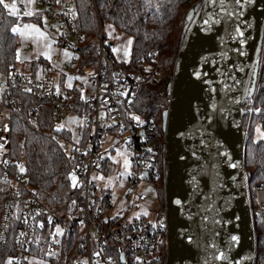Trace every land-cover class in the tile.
<instances>
[{"label":"built area","instance_id":"1","mask_svg":"<svg viewBox=\"0 0 264 264\" xmlns=\"http://www.w3.org/2000/svg\"><path fill=\"white\" fill-rule=\"evenodd\" d=\"M34 1L44 4L45 9L35 12L26 2L18 1L11 10L29 18L46 14L52 21L47 30L56 33L55 43L68 56L57 68L54 63H39L35 72L28 73L20 72L13 65L6 70L0 64V83L6 88L0 104V171H3V184L9 189L2 213L0 242L7 239L12 225L19 199L17 188H25L26 193L18 250L10 257V263L26 264L32 251L44 243L42 256H57V264H161L166 247L165 213L158 212L153 218L140 209L149 199L146 187L166 181L164 141L162 152L156 122L150 116L135 113L132 101L138 87L161 76L163 70L148 68L146 73H135L123 67L120 62L125 60L118 57L113 42L106 40L101 22L99 38L95 42L87 41L77 27L73 0ZM91 46L96 47V65L87 62L81 70V57L89 53ZM24 47L30 48L28 44ZM150 58L157 61L158 52L154 50ZM62 75L71 81L63 82ZM16 85L35 92L37 106L49 98L57 121L82 119L78 139L58 138L68 160V180L73 190L62 213L47 207L28 189L24 175L10 172L4 163L10 138L8 114L21 106L20 98L13 91ZM254 101L251 98L244 102L248 112L254 110ZM108 138L115 143L105 147L104 141ZM119 141L126 146L121 156L126 163L124 170L128 171L123 190L103 184L115 162L113 155L106 152L115 153ZM245 174L255 236L253 264H264V245L257 254L256 232L259 226L264 244V182L249 183L246 170ZM70 239L74 241L71 247L68 246Z\"/></svg>","mask_w":264,"mask_h":264},{"label":"water","instance_id":"2","mask_svg":"<svg viewBox=\"0 0 264 264\" xmlns=\"http://www.w3.org/2000/svg\"><path fill=\"white\" fill-rule=\"evenodd\" d=\"M263 58L264 0L192 7L164 116V264H253L243 104Z\"/></svg>","mask_w":264,"mask_h":264},{"label":"trees","instance_id":"3","mask_svg":"<svg viewBox=\"0 0 264 264\" xmlns=\"http://www.w3.org/2000/svg\"><path fill=\"white\" fill-rule=\"evenodd\" d=\"M201 0H73L77 11V27L86 40L95 42L100 35L99 22L110 23L132 37L131 57L122 63L135 73H146L148 68H161L163 74L143 82L132 101L135 113L150 116L156 122V133L164 141V116L169 103L170 84L174 72L178 50L189 20L192 7ZM5 2L0 3V64L8 70L10 65L17 69L19 62V35L14 27L23 17L12 11ZM156 50L159 59L150 58ZM80 69L88 62L96 65V47L81 57ZM40 56L29 61L28 70L36 69L39 63L48 64ZM87 63V64H88ZM63 82L71 81L62 75ZM20 98L19 109L8 114L10 126L9 147L4 155V163L12 173L20 172L26 178L28 189L51 210L62 213L73 195L68 180L69 164L60 145V139H72V131L67 126H59L54 117L53 102L45 98L37 106V95L23 90L19 85L13 89ZM6 88L0 83V104ZM260 124L264 133V58L259 81V89L254 101V110L244 117V127L248 129L246 145V172L249 183L264 182V135L254 138L255 125ZM81 131V130H80ZM88 131V128L87 130ZM86 131H84L86 133ZM86 135V134H85ZM23 165V171L21 166ZM3 171H0V227L3 208L9 189L3 184ZM154 188L159 202V214L164 212V184L155 183ZM19 199L14 210L12 225L7 239L0 242V264L12 257L18 250L17 237L22 228L25 207V188L18 187ZM257 232V254L263 244L259 226ZM74 239V238H73ZM73 239L68 241L71 247ZM78 245V243H77ZM44 243H40L32 253L42 256ZM166 247L163 248V261ZM47 264H57V256H45ZM28 262V261H27ZM27 264V263H26Z\"/></svg>","mask_w":264,"mask_h":264},{"label":"rangeland","instance_id":"4","mask_svg":"<svg viewBox=\"0 0 264 264\" xmlns=\"http://www.w3.org/2000/svg\"><path fill=\"white\" fill-rule=\"evenodd\" d=\"M20 0H3L6 5L12 9V7ZM26 2L29 7H33L35 12H41L45 9L44 4L38 3L34 0H21ZM20 17H23L22 23H17L14 30L19 35V45H18V55L19 62L17 69L19 71H28L29 61L33 58H39L43 56L49 61L60 62L68 56V52L61 46L55 43V32H50L47 30L48 26L52 23L46 14L40 15L37 18L25 17L24 13H20ZM104 33L107 41L113 42V48L118 53V57L121 60L129 61L131 57L132 48V37L130 34L120 31L115 28L110 23H104L103 25ZM28 44L30 48L28 50L23 48V45ZM23 49V50H22ZM22 51V52H21ZM20 55H25V59L20 57ZM57 124L59 126H67L72 131V138L78 139L80 137V125L82 124L81 118H71L68 120H58ZM264 135L260 124L255 125L254 138L258 139ZM10 139V138H9ZM105 142L106 145L114 144L115 141H110L108 138ZM123 141H119L118 150L115 153L106 152L107 155H113V160L115 161L111 169V174L106 175L103 179V184L106 186H117L120 190L124 189L125 177L128 173L124 170L126 163H124L121 158L122 153L126 151V146ZM23 168V165H20ZM0 184L1 178H0ZM149 194V199L144 203L140 210L150 213L154 218L159 212V202L157 199V193L154 185H149L146 187ZM119 204V203H118ZM7 258L3 261V264H11ZM45 258L42 256V260H35V258H29L27 264H47Z\"/></svg>","mask_w":264,"mask_h":264},{"label":"crops","instance_id":"5","mask_svg":"<svg viewBox=\"0 0 264 264\" xmlns=\"http://www.w3.org/2000/svg\"><path fill=\"white\" fill-rule=\"evenodd\" d=\"M21 1V0H20ZM24 2V1H23ZM13 11V10H12ZM14 12H16L18 15H20V13L19 12H17V11H14ZM26 17V16H25ZM39 17V16H38ZM22 21H23V19L22 20H20L19 21V23H22ZM23 47V46H22ZM23 50V49H22ZM22 52V51H21ZM117 55H118V53H117ZM20 57H23L24 59H25V55H20ZM33 59H37L36 57H33L31 60H33ZM47 59V58H46ZM48 60V59H47ZM49 61V60H48ZM50 63H54V66H55V68H57L58 66H59V64H60V62H53V61H49ZM37 68V67H36ZM18 70V69H17ZM38 70V69H37ZM36 70V71H37ZM32 71H34L35 72V69H33ZM20 72H22V73H25V72H30V70H28V71H20ZM30 258H35V260H37V261H39L40 259L42 260V256H38V255H31L30 256ZM9 261H10V259H9ZM43 261H45V259L43 260Z\"/></svg>","mask_w":264,"mask_h":264},{"label":"snow or ice","instance_id":"6","mask_svg":"<svg viewBox=\"0 0 264 264\" xmlns=\"http://www.w3.org/2000/svg\"><path fill=\"white\" fill-rule=\"evenodd\" d=\"M0 3H3V0H0ZM4 6L7 7V5H4ZM21 171H23V168H21Z\"/></svg>","mask_w":264,"mask_h":264}]
</instances>
